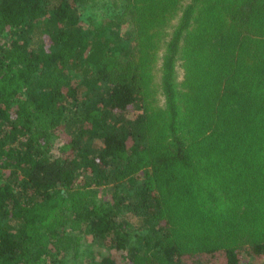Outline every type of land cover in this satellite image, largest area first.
<instances>
[{"label":"trees","instance_id":"1","mask_svg":"<svg viewBox=\"0 0 264 264\" xmlns=\"http://www.w3.org/2000/svg\"><path fill=\"white\" fill-rule=\"evenodd\" d=\"M257 2L188 4L163 64L173 139L158 148L150 115L127 117L148 94L151 56H137V40L154 46L158 31L149 28L184 0H0V264H118V252L124 264L264 257V0ZM124 58L127 69L110 64ZM181 113L188 138L177 136ZM215 161L221 227L203 229L217 239L176 232L153 195L176 172H212ZM81 179L87 196L77 192ZM191 195L192 209L202 205ZM91 243L109 253L94 259Z\"/></svg>","mask_w":264,"mask_h":264},{"label":"rangeland","instance_id":"2","mask_svg":"<svg viewBox=\"0 0 264 264\" xmlns=\"http://www.w3.org/2000/svg\"><path fill=\"white\" fill-rule=\"evenodd\" d=\"M247 3L253 1L255 4H258L257 0H243ZM263 1V0H262ZM191 0H184V3L177 8H173L167 12L169 14L166 19H164L160 24H156L155 28L146 25L143 22L144 27H148L149 30L153 29L158 31L157 39L154 40V46L149 47V42L145 37L142 41L137 40V56L142 54L141 50L146 51L148 56L151 58H146V67L148 72V88L147 96L145 99L144 109L135 108L130 114L127 115L129 119H134L141 113H147L151 118L148 119L149 124H153L155 135H154V144L158 148L165 146L166 144L172 142V131L170 128V120L166 110L165 97L162 90V79H163V64L164 59L166 58L169 50L168 42L171 39L172 31L175 30L176 26L180 22V19L183 17V13L186 8L189 9L188 4L190 5ZM198 2L196 5H198ZM203 6V5H202ZM113 12V11H112ZM161 14L158 13L155 15L156 21L161 19ZM129 22V27L133 29L132 20L127 15L124 16ZM126 27L116 26V30L121 34L124 33ZM153 28V29H152ZM185 33V31H184ZM148 37V35H146ZM149 39V37H148ZM134 45V44H133ZM130 55V54H128ZM130 57V56H129ZM131 60H134L133 57H130ZM178 58V57H176ZM119 60L121 63L117 62ZM180 60L176 59L174 62V70L176 68L175 74L178 80L182 79V70L180 69ZM117 63L118 66L116 69H127L129 61L124 58L123 60L114 59V62L110 64ZM177 136H182L188 138L185 135L181 134L182 124L184 122L182 113L177 119ZM74 125V124H73ZM159 133V134H157ZM58 144V143H57ZM95 149L98 150L100 147V142L96 141L94 144ZM97 152V150H95ZM218 149V148H217ZM207 150V149H206ZM155 152V150H154ZM215 169L212 172L207 171V167H203L204 172L201 169L187 170V171H178L172 177V183L168 186H162L160 191L155 193L154 199L161 204L163 203L165 208H163L164 214L167 218V215L171 217V223L173 224L174 229L177 231H187L193 230L196 235H206V240L217 239L216 236L211 238V236L204 232V226L207 223L211 225L218 224L221 227V209L216 205V198L221 194V161H215ZM91 190L88 187L87 181L81 179L78 186L77 192L80 195L87 196V193ZM191 190H196L202 198H199L202 205L199 202H195L192 209L193 198L191 195ZM101 196L108 198L109 194L113 191V186L109 185L98 190ZM192 202V203H191ZM58 212V210H54ZM202 216H208L210 220L201 219ZM168 219V218H167ZM217 225V226H218ZM206 243V241H205ZM88 245V241L85 239L79 240L80 250H83L85 246ZM94 259H97L96 253H109L104 248H98L97 245L91 243ZM118 264H124L122 259V253H114ZM246 264H264V257H254V259L245 257ZM77 264V262H75Z\"/></svg>","mask_w":264,"mask_h":264}]
</instances>
